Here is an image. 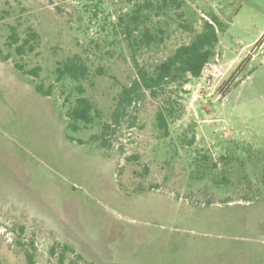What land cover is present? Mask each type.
Segmentation results:
<instances>
[{
	"label": "rangeland",
	"instance_id": "1",
	"mask_svg": "<svg viewBox=\"0 0 264 264\" xmlns=\"http://www.w3.org/2000/svg\"><path fill=\"white\" fill-rule=\"evenodd\" d=\"M213 16L169 135L148 92L114 121L136 68ZM68 58L83 78L56 79ZM79 96L97 116L73 131ZM0 264H264V0H0Z\"/></svg>",
	"mask_w": 264,
	"mask_h": 264
},
{
	"label": "trees",
	"instance_id": "2",
	"mask_svg": "<svg viewBox=\"0 0 264 264\" xmlns=\"http://www.w3.org/2000/svg\"><path fill=\"white\" fill-rule=\"evenodd\" d=\"M176 1V0H172ZM166 5V0H164ZM178 5L180 3H177ZM132 21L137 23V15H131ZM203 18V17H202ZM221 25L216 16L204 19L202 29L194 35L190 42L181 44L169 54L166 59L158 63L152 72L139 66L136 68V77L132 79L129 85L124 86L118 94L116 105L113 112V120L117 121L126 113V108L134 101H139L148 92L153 97L161 96V102L156 110V127L161 132L163 137H167L170 132L172 122L178 116L176 109L175 90H169L173 85L175 88H183L184 85L191 80V78H198L204 66L211 62L215 57V48L218 42L217 30ZM29 35L32 38L37 37L35 31H30ZM11 44L19 41L16 32L12 30L10 34ZM152 37H148V41ZM263 39L256 41L255 46H259ZM29 44L28 39L17 45L16 48L19 53L25 51V46ZM19 66V65H18ZM21 69L22 67L19 66ZM24 73L33 72V70H23ZM56 79L61 80L64 77L72 80L83 78L87 73V66L80 61L68 58L60 66L56 68ZM227 89V86L225 90ZM36 90L45 95L49 92L36 86ZM185 90V89H184ZM97 114V108L85 96L76 98L75 103L72 104L66 111L68 117V127L76 131L78 130V123L83 124L84 127L91 125ZM111 124L106 123L103 126L101 138L103 143L107 142L105 138L113 129H110ZM95 138V137H94ZM29 261H32V255L27 253Z\"/></svg>",
	"mask_w": 264,
	"mask_h": 264
},
{
	"label": "built area",
	"instance_id": "3",
	"mask_svg": "<svg viewBox=\"0 0 264 264\" xmlns=\"http://www.w3.org/2000/svg\"><path fill=\"white\" fill-rule=\"evenodd\" d=\"M207 64H209V63H207ZM207 64L204 66V68H203V70H202V72H201V74L203 73V71L206 69V66H207ZM199 77H201V76H199ZM198 77V78H199ZM189 88V87H188ZM198 98H200V95H197V96H194V100H196V99H198ZM222 130L224 131V132H226V130H227V128H226V126L225 125H223L222 126Z\"/></svg>",
	"mask_w": 264,
	"mask_h": 264
},
{
	"label": "crops",
	"instance_id": "4",
	"mask_svg": "<svg viewBox=\"0 0 264 264\" xmlns=\"http://www.w3.org/2000/svg\"><path fill=\"white\" fill-rule=\"evenodd\" d=\"M233 62H234V60L232 59V60H231V63H233Z\"/></svg>",
	"mask_w": 264,
	"mask_h": 264
}]
</instances>
